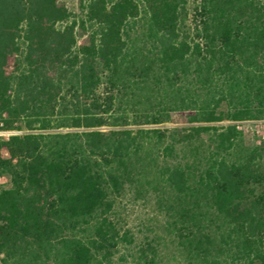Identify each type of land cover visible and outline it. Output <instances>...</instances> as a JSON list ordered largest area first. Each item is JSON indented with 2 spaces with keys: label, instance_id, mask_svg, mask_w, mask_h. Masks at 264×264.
<instances>
[{
  "label": "trees",
  "instance_id": "1",
  "mask_svg": "<svg viewBox=\"0 0 264 264\" xmlns=\"http://www.w3.org/2000/svg\"><path fill=\"white\" fill-rule=\"evenodd\" d=\"M262 120L264 0H0V264H264Z\"/></svg>",
  "mask_w": 264,
  "mask_h": 264
},
{
  "label": "rangeland",
  "instance_id": "2",
  "mask_svg": "<svg viewBox=\"0 0 264 264\" xmlns=\"http://www.w3.org/2000/svg\"><path fill=\"white\" fill-rule=\"evenodd\" d=\"M80 0H57L58 5L65 7L67 10L72 12H78V5ZM86 38L79 37V43H85ZM174 123L180 121V117L175 115L172 120ZM256 142L257 145L263 146L264 152V120L262 121H250L242 125ZM10 132H4L0 130V136H8ZM8 186V178L0 176V188ZM121 206V217L125 228L131 230L135 235L143 236L149 230H153V206L152 204L142 201L133 200L131 197L126 196ZM164 262L169 264H178L172 261L171 256L165 258Z\"/></svg>",
  "mask_w": 264,
  "mask_h": 264
}]
</instances>
